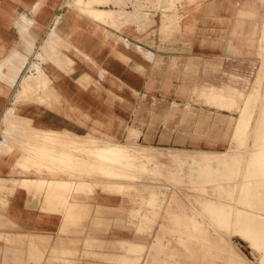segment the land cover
I'll use <instances>...</instances> for the list:
<instances>
[{
  "label": "crops",
  "instance_id": "obj_1",
  "mask_svg": "<svg viewBox=\"0 0 264 264\" xmlns=\"http://www.w3.org/2000/svg\"><path fill=\"white\" fill-rule=\"evenodd\" d=\"M65 1L0 0L1 128L5 127L1 123L6 110L15 107L17 114L44 129L30 128L32 135L57 133L85 138L84 135L99 129L112 139L136 141L164 151H224L231 146L232 131L244 107L243 97L230 104L227 99L216 100L214 96H225L230 89L243 95L253 90L262 64L264 0H176L174 15L165 12L168 6H164L165 9L156 11V24L150 28L142 29L138 22L121 31L95 22L105 21L113 12L94 3L103 5L111 0H75L80 11L93 20L69 8ZM158 2L165 4V0ZM88 8L103 12L105 17H91ZM177 16L171 26V20ZM37 26L48 34L40 45L32 36L33 31L42 33ZM57 28L69 35L68 39L60 35L62 42L70 38L91 60L74 47L68 51L75 62L65 58L73 70L66 72L57 67L55 78L50 77L61 96L52 107L29 101L15 103L14 88L19 80L14 85L4 80V66H20L27 51L43 43L51 46L49 37L56 38ZM41 78L42 75L35 76L31 81L36 84ZM154 102H158V109L150 106ZM153 113L157 115L154 120ZM27 121L19 117L11 123L16 126ZM255 127L253 121L250 129ZM131 129L139 134L135 140L129 138ZM3 140L2 135L0 143ZM33 143H23L22 151L19 146L10 153H0V178H23L13 184L10 181L9 186L2 185L0 180V239L10 243L18 240L29 247L35 236L60 234L64 221L59 207L43 208L44 195L36 196L23 187L36 181V170L24 168L28 160L26 150ZM95 191V207L111 209L122 205L121 194L100 188ZM44 194L51 199V193ZM109 214L110 211L106 217L111 218ZM120 234L125 235L124 240L132 238L125 230ZM12 248L15 252L16 248ZM190 248L189 255L196 264H210L204 253L206 247L199 244L200 249L195 250L192 244ZM148 253L149 250L144 264ZM179 257L182 255L172 260L164 257L163 261L177 264ZM16 258L23 261L19 255Z\"/></svg>",
  "mask_w": 264,
  "mask_h": 264
},
{
  "label": "rangeland",
  "instance_id": "obj_2",
  "mask_svg": "<svg viewBox=\"0 0 264 264\" xmlns=\"http://www.w3.org/2000/svg\"><path fill=\"white\" fill-rule=\"evenodd\" d=\"M158 1L101 0L108 4H94L113 13L105 21L95 22L120 31L139 22L140 28L148 29L156 24L157 10L168 6L165 12L170 11V15L177 11L176 0H165L163 5ZM64 4L93 20L80 11L75 0H66ZM87 13L98 20L105 17L103 12L90 8ZM177 18L171 20V26ZM37 28L42 33L32 30V36L37 39L36 45H40L48 34ZM57 32L55 39L49 37L51 46L43 43L27 51L22 65L4 66V80L10 85L19 80L14 88L15 103L29 101L52 107L60 101V93L51 78H55L58 68L66 72L73 70L65 57L75 62L68 51L76 46L70 38L62 42L60 35L69 37L62 29L57 28ZM76 49L91 60L87 53ZM260 54L262 64L251 92L243 95L230 89L223 92L225 96L220 93L214 96L216 100L227 99L230 104L243 97L244 107L232 131L231 146L224 151H164L136 141L112 139L99 129L84 135L85 138L57 133L32 135L30 128L44 129L33 126L31 119L9 107L1 123L5 127H0V137H4L0 153H10L19 146L22 151V145L36 140L26 150L27 166L23 165L26 170L31 167L36 170V181L23 187L34 191L36 196L44 195L43 208L59 207L64 221L60 234L35 236L30 247L18 240L10 243L1 238L0 264H144L147 250L145 264L147 261L166 264L164 257L172 260L180 255L177 264H196L189 255L192 244L195 250L200 249L199 244L206 247L204 253L210 264H264V38ZM40 75L41 81L36 84L31 81ZM150 106L158 109V102ZM19 117L29 122L13 125L12 120ZM156 117L153 113L152 119ZM253 121L256 127L250 129ZM138 136L135 130H130L129 138L135 140ZM111 144L130 150L139 147L143 151L134 155L130 151L108 150L107 145ZM22 179L10 181L13 184ZM0 180L2 185L9 186V180ZM97 188L121 194L122 205L111 209L95 207L92 200ZM45 192L51 193V199ZM109 211L111 218L106 217ZM122 230L130 234L131 240H124ZM140 246L142 252L138 250ZM12 247L16 248L15 252ZM17 255L22 262H18Z\"/></svg>",
  "mask_w": 264,
  "mask_h": 264
},
{
  "label": "bare ground",
  "instance_id": "obj_3",
  "mask_svg": "<svg viewBox=\"0 0 264 264\" xmlns=\"http://www.w3.org/2000/svg\"><path fill=\"white\" fill-rule=\"evenodd\" d=\"M264 37L262 36V39H263ZM47 94V93H46ZM44 96V95H43ZM46 97H48L49 98V96H46ZM50 137V136H49ZM44 138H47L45 135H44ZM44 140H46V139H44ZM43 140V141H44ZM53 140V139H52ZM54 141V140H53ZM50 142H52L51 140H50ZM45 144V143H44ZM95 144V143H94ZM47 146L49 145L48 143L46 144ZM46 145H43L42 144V146H46ZM41 146V147H42ZM40 147V148H41ZM49 147V146H48ZM48 147H45V149L46 148H48ZM93 147V146H92ZM97 147V146H96ZM103 146H101L100 148H102ZM107 147H108V150H118V151H127V152H129L130 151V154H134V153H137V152H142L143 151V149H141V148H137V149H131L132 151H134V152H132L130 149H128V148H126V147H124V146H122V145H120V144H111V145H107ZM43 149H44V147H42ZM71 148V147H70ZM74 148V147H73ZM89 148V147H88ZM131 148V147H130ZM49 150H51V146H50V148H48ZM66 149V148H65ZM67 149H68V147H67ZM92 149V148H91ZM47 150V149H46ZM45 150V151H46ZM49 150H47V151H49ZM103 151V150H102ZM51 152V151H50ZM87 152H91V150H89V151H87ZM93 152V151H92ZM47 153V152H46ZM49 153V152H48ZM67 153H68V150H67ZM111 153V152H110ZM50 154H52V153H50ZM149 154V153H148ZM56 155V154H55ZM98 155V154H97ZM100 155V154H99ZM127 155V154H126ZM135 155V154H134ZM143 155V154H142ZM59 156V155H58ZM103 156V155H102ZM107 156V155H106ZM149 156H151L152 158H154V159H156V160H158V161H161V160H159L158 158H156V157H154L153 155H151V154H149ZM57 157V156H56ZM225 157V156H224ZM59 158V157H58ZM51 160H53V159H51ZM59 160V159H58ZM134 161V160H133ZM132 161V162H133ZM189 161H190V159H189ZM53 166V165H52ZM57 167V166H56ZM50 182V181H49ZM58 185V184H57Z\"/></svg>",
  "mask_w": 264,
  "mask_h": 264
}]
</instances>
